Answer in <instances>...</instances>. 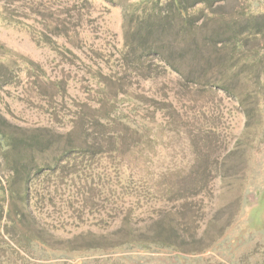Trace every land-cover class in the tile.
I'll return each mask as SVG.
<instances>
[{
  "label": "rangeland",
  "instance_id": "1",
  "mask_svg": "<svg viewBox=\"0 0 264 264\" xmlns=\"http://www.w3.org/2000/svg\"><path fill=\"white\" fill-rule=\"evenodd\" d=\"M152 2L0 0V264H264L254 72Z\"/></svg>",
  "mask_w": 264,
  "mask_h": 264
},
{
  "label": "trees",
  "instance_id": "2",
  "mask_svg": "<svg viewBox=\"0 0 264 264\" xmlns=\"http://www.w3.org/2000/svg\"><path fill=\"white\" fill-rule=\"evenodd\" d=\"M224 1L226 0H153L150 8L144 12L140 29L147 35L158 28L165 31L168 24L177 21L181 32L186 34L191 28L203 29L208 27L207 25L218 24L220 32L215 35L218 39L214 36L206 39L204 43L210 42L218 47L219 52L223 53L225 50V53H228L225 61H228L230 66L227 69L231 77L239 75V71L246 68L254 72L252 78L259 91L253 98H261V104H264V54L254 50L251 45L264 41V8L260 7L264 0H255L256 7H248V10L238 17L231 12H221L220 5ZM259 104V101L254 104L253 115H259ZM246 115L247 118L250 117L248 112ZM2 135L0 134V146L5 149L11 147L14 141ZM23 203H26L25 199Z\"/></svg>",
  "mask_w": 264,
  "mask_h": 264
}]
</instances>
